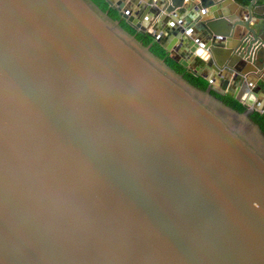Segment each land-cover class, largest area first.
Listing matches in <instances>:
<instances>
[{
    "label": "water",
    "instance_id": "obj_1",
    "mask_svg": "<svg viewBox=\"0 0 264 264\" xmlns=\"http://www.w3.org/2000/svg\"><path fill=\"white\" fill-rule=\"evenodd\" d=\"M103 2L0 0V264H264V0Z\"/></svg>",
    "mask_w": 264,
    "mask_h": 264
},
{
    "label": "trees",
    "instance_id": "obj_2",
    "mask_svg": "<svg viewBox=\"0 0 264 264\" xmlns=\"http://www.w3.org/2000/svg\"><path fill=\"white\" fill-rule=\"evenodd\" d=\"M101 11H104L107 13V15L112 18L113 20H118L119 17L116 13L115 10H112L110 8H108L106 6V4L103 2V0H91ZM236 3L240 4V5H247L249 3L250 0H234ZM120 26L126 30L127 32H129L130 34L134 35L135 38L140 41L144 46L149 45V49L150 51L156 55L159 58L164 59V62L171 67L172 69H174L177 73H180L183 75V77L192 85H194L195 87L204 90L207 87V82L201 78H194L191 75L185 73V71L178 66L176 63H174L171 59H169L168 57H166L165 52L163 51V49H161L159 47V45H157L148 35L146 34H140V33H136L135 31L131 30L123 21L120 20ZM216 98H218L220 101H222L225 105L231 107L232 109L241 112L243 110V107L238 104L237 102L231 100L230 98L226 97V96H219L216 95L215 93H212ZM250 118L252 121H254L259 128L261 129V131L264 134V116L261 114H258L256 112H253L250 115Z\"/></svg>",
    "mask_w": 264,
    "mask_h": 264
},
{
    "label": "crops",
    "instance_id": "obj_3",
    "mask_svg": "<svg viewBox=\"0 0 264 264\" xmlns=\"http://www.w3.org/2000/svg\"><path fill=\"white\" fill-rule=\"evenodd\" d=\"M256 4H257V5H260V4H261V1L256 2ZM243 6H245V5H243ZM234 14L236 15V12H235ZM247 65H248V64H247Z\"/></svg>",
    "mask_w": 264,
    "mask_h": 264
}]
</instances>
